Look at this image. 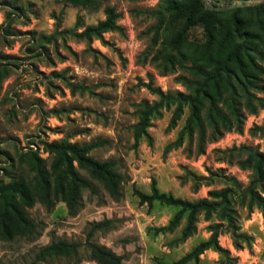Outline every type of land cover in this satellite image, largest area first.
Masks as SVG:
<instances>
[{
	"label": "rangeland",
	"instance_id": "rangeland-1",
	"mask_svg": "<svg viewBox=\"0 0 264 264\" xmlns=\"http://www.w3.org/2000/svg\"><path fill=\"white\" fill-rule=\"evenodd\" d=\"M163 1L91 0L78 5L68 0H0V180H30L33 174L20 164L19 154L38 146L49 168L52 158L40 144L60 140L100 142L91 156L115 161L125 178L119 200L92 180L99 194L84 191L83 206L74 216L63 201L51 210L36 201L27 213L39 225L40 235L34 241L20 236L8 241L0 238V264H33L40 248L59 239L105 246L122 256L123 264L180 261L209 239L210 225L220 222L216 218L206 221L201 215L197 231L185 240L181 239L185 219L173 230L159 231L169 226L177 210L158 202L151 207L140 203L137 191L150 194L153 179L160 192L190 201L208 197L211 190L231 187L235 180L239 185L232 200L236 236L227 222L219 228L218 242L225 255L209 249L200 255L199 263L185 264H264V218L256 206L249 205L244 193L252 171L240 165L244 146L264 152V109L256 114L242 109L241 130L208 136L202 152L196 140L185 137L181 146L165 153L178 139L188 107L175 126L171 125L175 107L163 108L151 120L148 137L135 142L138 106L158 100L144 84L152 79L163 92L189 93L178 77L191 78L185 67L191 62L180 58L166 42L170 32L158 30L156 10ZM203 3L209 9L205 0ZM107 6L116 8L122 30L104 33L100 39L79 37L86 27L105 19ZM239 9V34L233 29V10L218 11L213 56L217 58L225 49L229 40L225 32L230 30L235 41L245 40L240 69L255 78L240 72V80L251 84L253 95L264 98V2ZM164 47L175 54L169 65L164 63ZM207 49L204 25L191 27L182 50L192 56L207 53ZM72 85L78 89L73 90ZM80 173L90 179L86 172ZM94 222L106 223L96 229ZM244 235L251 238L248 243ZM78 258L36 264H98L90 259L86 246L81 247Z\"/></svg>",
	"mask_w": 264,
	"mask_h": 264
},
{
	"label": "trees",
	"instance_id": "trees-1",
	"mask_svg": "<svg viewBox=\"0 0 264 264\" xmlns=\"http://www.w3.org/2000/svg\"><path fill=\"white\" fill-rule=\"evenodd\" d=\"M78 5H87L91 0H68ZM231 2L233 0H224ZM156 10L158 18V30L170 32L166 42L176 50L177 55L183 60H189L191 64L185 66L191 78L179 76L188 94L183 92H163L155 87L153 80L144 84L147 90L158 97L152 103L143 102L137 110L138 122L135 125L134 139L136 144L142 137H148V128L155 116L161 115L163 108L175 107L171 125L175 126L179 116L185 107L189 108V115L185 125L178 135V139L165 148V153L181 146L185 137L197 142L198 151L207 142L208 136H220L224 131L233 129L241 130L243 124V112L256 114L264 109V98H257L250 92L251 84L240 80L239 73L243 56L246 53L247 42L235 41L230 30L225 32V49H221V55L214 58L213 48L217 42L218 11L207 9L203 0H164ZM241 9H233L234 31L241 33V21L237 12ZM220 12V11H219ZM223 12V11H222ZM105 19L97 24L86 27L79 37L86 39L102 38L107 32L121 31L118 25L119 13L113 6H107L104 10ZM203 24L207 37V53H191L189 56L182 50V44L187 32L197 24ZM229 29V27H227ZM166 53L164 63L171 64L175 54ZM181 59V60H182ZM239 71V72H238ZM245 75V74H243ZM255 78L253 75H245ZM0 75V79H1ZM248 80V79H247ZM249 81V80H248ZM73 90L78 86L72 85ZM242 101V102H241ZM209 131L211 134L209 135ZM264 132V127L262 128ZM214 139V138H212ZM42 149L51 156L52 162L48 168L45 160L40 156V146L36 150L29 149L19 154L21 165L29 167L33 174L30 180L14 179L11 182L0 180V238L12 240L14 237H25L34 241L40 235L39 225L35 224L27 213L36 201L43 204L48 210L55 207L58 201L66 204L71 216L83 206V192L90 195H98L99 190L92 180L100 182L109 196L119 200L122 196V184L125 181L123 175L117 170V163L113 160L99 161L91 156V151L100 142L89 144L72 143L67 140L42 142ZM245 158L240 163L244 169L252 171V179L244 191L249 199V205L256 206L264 218V152L250 147H243ZM80 171L87 173L90 179L84 177ZM235 188H239L234 180L231 187L220 190H211L208 197L195 201L177 198L172 194L162 193L157 187L156 180H152L151 193L146 194L137 191L141 204L149 207L158 202L168 207L175 208L173 219L168 227L159 231L173 230L185 219V225L181 231V239L185 240L197 231L199 217L204 216L206 221L216 218L220 223L209 226L211 235L208 240L199 243L190 253L174 264H185L194 260L199 263V257L205 251H213L224 256L226 251L218 242L219 228L228 223V228L236 236V212L232 205L236 194ZM106 222H94V228L102 227ZM92 233L89 234L91 236ZM248 243L251 238L242 236ZM82 246H86L90 252V259L98 264H123V257L105 246H99L87 241L84 245L65 239L53 240L48 245L40 248L34 256L33 264L45 262L49 259L74 258L79 259Z\"/></svg>",
	"mask_w": 264,
	"mask_h": 264
},
{
	"label": "water",
	"instance_id": "water-1",
	"mask_svg": "<svg viewBox=\"0 0 264 264\" xmlns=\"http://www.w3.org/2000/svg\"><path fill=\"white\" fill-rule=\"evenodd\" d=\"M205 2L208 4V8L210 10L222 12L226 10L243 8L257 2H264V0H233L230 3L224 2L222 0H211V2L205 0Z\"/></svg>",
	"mask_w": 264,
	"mask_h": 264
}]
</instances>
